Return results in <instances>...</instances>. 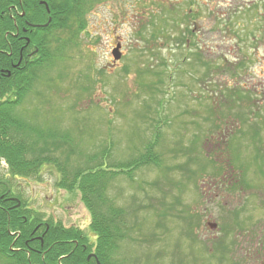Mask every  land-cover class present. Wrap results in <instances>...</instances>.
Here are the masks:
<instances>
[{"label": "rangeland", "instance_id": "obj_1", "mask_svg": "<svg viewBox=\"0 0 264 264\" xmlns=\"http://www.w3.org/2000/svg\"><path fill=\"white\" fill-rule=\"evenodd\" d=\"M78 26L48 32L63 47L16 110L55 140L65 136L53 152L60 165L69 147L79 150L69 168L105 143L109 161L138 163L155 142L156 163L106 190L128 213L116 257L264 264V0H95ZM3 162L16 199L95 240L80 190L59 184L58 165L9 176Z\"/></svg>", "mask_w": 264, "mask_h": 264}, {"label": "trees", "instance_id": "obj_2", "mask_svg": "<svg viewBox=\"0 0 264 264\" xmlns=\"http://www.w3.org/2000/svg\"><path fill=\"white\" fill-rule=\"evenodd\" d=\"M94 1L0 0V160L5 161L9 176H36L43 164L58 165L62 172L59 184L78 187L90 212L89 226L96 235L91 240L94 242L91 250V242H86L84 232L77 227L43 220L22 199L11 198L15 195L0 172V260L3 264H125L116 254L119 241L126 236L122 230L128 213L113 205L106 190L117 176L131 179V172L140 164L156 163L150 160L151 155L157 158L153 152L155 142L146 144L138 163L132 158L109 161L110 146L105 143L98 152L86 155L84 164L69 168L70 155L79 150L69 147L65 153L67 162L60 165L53 152L68 141L65 136L61 141L55 140L54 133L37 129L16 110L37 72L54 61L58 55L56 49L60 52L63 47L57 40L52 45V35L68 28L72 22L78 23L81 29L83 16ZM48 32L52 34L50 37ZM32 128L41 132V141L32 136ZM157 138L159 133L155 134Z\"/></svg>", "mask_w": 264, "mask_h": 264}, {"label": "water", "instance_id": "obj_3", "mask_svg": "<svg viewBox=\"0 0 264 264\" xmlns=\"http://www.w3.org/2000/svg\"><path fill=\"white\" fill-rule=\"evenodd\" d=\"M50 20V19H49ZM48 20V21H49ZM48 21H47V23H48ZM47 23H45L44 25H46ZM117 47H115L114 49H113V51H112V55H113V58L116 60V59H119L120 58V55H121V53H120V50H119V45L117 44L116 45ZM99 264V263H98Z\"/></svg>", "mask_w": 264, "mask_h": 264}, {"label": "flooded vegetation", "instance_id": "obj_4", "mask_svg": "<svg viewBox=\"0 0 264 264\" xmlns=\"http://www.w3.org/2000/svg\"><path fill=\"white\" fill-rule=\"evenodd\" d=\"M25 39H26V37H25ZM14 67V66H13ZM11 198H14L15 199V197L14 196H11Z\"/></svg>", "mask_w": 264, "mask_h": 264}]
</instances>
